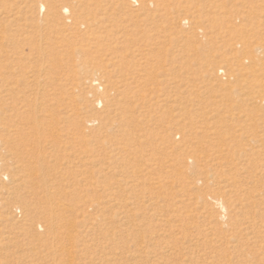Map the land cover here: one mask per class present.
<instances>
[{
	"label": "rangeland",
	"instance_id": "1",
	"mask_svg": "<svg viewBox=\"0 0 264 264\" xmlns=\"http://www.w3.org/2000/svg\"><path fill=\"white\" fill-rule=\"evenodd\" d=\"M261 57L264 0H0V264H264Z\"/></svg>",
	"mask_w": 264,
	"mask_h": 264
},
{
	"label": "bare ground",
	"instance_id": "2",
	"mask_svg": "<svg viewBox=\"0 0 264 264\" xmlns=\"http://www.w3.org/2000/svg\"><path fill=\"white\" fill-rule=\"evenodd\" d=\"M42 8L44 9V5L42 4ZM250 56L254 57L253 50L250 51ZM254 64L257 66V69L254 71L256 72V78L254 79L257 83L261 84V87L264 89V58H254ZM3 114V113H0Z\"/></svg>",
	"mask_w": 264,
	"mask_h": 264
}]
</instances>
